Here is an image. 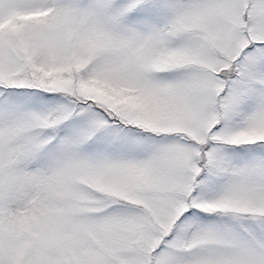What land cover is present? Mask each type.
<instances>
[{
    "label": "snow or ice",
    "instance_id": "1",
    "mask_svg": "<svg viewBox=\"0 0 264 264\" xmlns=\"http://www.w3.org/2000/svg\"><path fill=\"white\" fill-rule=\"evenodd\" d=\"M0 264H264V0H0Z\"/></svg>",
    "mask_w": 264,
    "mask_h": 264
}]
</instances>
